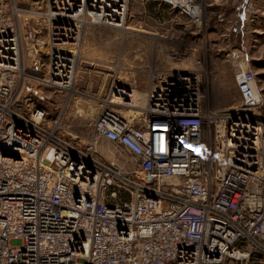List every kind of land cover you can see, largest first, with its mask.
Returning a JSON list of instances; mask_svg holds the SVG:
<instances>
[{"label":"built area","instance_id":"2783aa9c","mask_svg":"<svg viewBox=\"0 0 264 264\" xmlns=\"http://www.w3.org/2000/svg\"><path fill=\"white\" fill-rule=\"evenodd\" d=\"M52 1L47 26L28 33L15 2L0 0V264H264L263 100L249 61L233 111L203 108L197 69L159 72L139 117L121 114L130 99L114 89L121 101L105 100L81 145L63 133L67 104L52 121L21 105L28 79L66 92L77 79L64 46L76 39ZM179 8L203 22L198 0ZM25 46L48 53V76L28 74ZM103 139L124 164L102 156Z\"/></svg>","mask_w":264,"mask_h":264},{"label":"rangeland","instance_id":"374dc122","mask_svg":"<svg viewBox=\"0 0 264 264\" xmlns=\"http://www.w3.org/2000/svg\"><path fill=\"white\" fill-rule=\"evenodd\" d=\"M13 1L19 9L18 18L23 31L28 33L43 30L47 26L48 19L44 18L43 14L49 12L51 3L53 10L56 9L52 0ZM198 1L204 6L203 21L207 22L210 15L208 10L224 11L221 9L222 5L228 7L233 2ZM251 4L254 13L257 6ZM230 11H236V8L231 6L225 13ZM128 13V21L124 26H127V29L91 22L86 24L81 32L80 43L64 44L68 49H72L74 55L80 56L77 58L78 75L73 87L75 91H59L28 79L21 101L24 110L29 112L34 106L44 107L49 114L48 120L52 121L63 113L67 104L62 121L66 132L63 133L82 145L91 137L94 121L105 100H115L114 94L112 95L114 89L122 88L119 87L122 85L127 91H135L141 97L139 106L144 108L147 95L155 84L153 76L159 72L172 76L179 71L197 69L202 73L203 108L224 113L233 111L242 103L236 74L240 66L245 67V62L249 61V68L258 76L263 100V105L256 112L264 118V34H261L263 56L252 58L255 49L252 40L257 33L251 32L250 21L245 24L243 31L239 24L236 26L234 22L228 23L230 38L232 42L235 39L236 43L229 44L227 31L224 37L227 51L215 54L214 50L209 49V42L203 45L204 33H194V26L202 25L203 22L191 24L188 15L173 9L163 1L131 0ZM262 17L264 19V15ZM84 18L86 19L80 15L78 20L85 21ZM53 22L55 20H51V24ZM234 47L238 49L237 52L233 50ZM30 49L31 47L25 46L23 54L28 74L37 77L48 76V53H39L35 58ZM36 51L37 49L33 53ZM199 60L201 65L198 64ZM119 110L128 120L134 116L126 115L127 108ZM99 151L109 161L121 165L127 161L124 150L106 139L101 140ZM151 180L152 178L148 182Z\"/></svg>","mask_w":264,"mask_h":264},{"label":"bare ground","instance_id":"6f19581e","mask_svg":"<svg viewBox=\"0 0 264 264\" xmlns=\"http://www.w3.org/2000/svg\"><path fill=\"white\" fill-rule=\"evenodd\" d=\"M130 1L131 0H57L59 12H54L53 15H57L63 19L65 25L62 27L65 28L67 32H69L72 38L76 39L75 43L72 41L71 37H69V39L64 44L68 45L80 43L82 36L81 32L84 30L85 25L91 22L107 24L114 28L124 27L127 24L129 17L128 12ZM172 2L174 3V6L176 5V9L180 10L179 4L181 5L183 2H188V0H172ZM111 6L114 8L109 9ZM121 9L123 10L122 14L119 13ZM184 14L186 13L184 12ZM80 15L86 17V19L84 18L85 21L78 20ZM124 28L127 29L128 27L126 26ZM78 56L79 55H74L75 61L77 60ZM119 87L122 88H117L116 92H118L119 95H125L130 99V101L127 103L129 107L127 108L126 115L129 117L132 115L139 117L144 110L143 106L141 107L138 104L139 98L141 97L136 94L135 91H127V89H125L126 87L122 85H119ZM70 91L73 92L75 90L72 88ZM119 95H115V100H112V102L119 103L121 101V96ZM86 142L87 140L84 143L86 144Z\"/></svg>","mask_w":264,"mask_h":264},{"label":"crops","instance_id":"0c3cea01","mask_svg":"<svg viewBox=\"0 0 264 264\" xmlns=\"http://www.w3.org/2000/svg\"><path fill=\"white\" fill-rule=\"evenodd\" d=\"M232 1L233 2L231 3V6L235 7L236 11H230L229 13H225L226 10L231 7V6L227 7L226 5L225 6L222 5L223 8L221 9L222 10L224 9V11L211 10V9L208 10L207 12L210 11L208 22L203 21L202 25L199 26L192 25L195 28L194 33L203 32L204 33L202 39V41L204 42L203 45L205 46V43L208 44L209 42L208 45L209 49L214 50L215 54L216 53L221 54V52L226 50V47L224 45L225 44L224 37H226L227 35L226 33L229 32L228 35L229 44L236 43L235 39L232 42L230 38L231 30L230 27H228L229 25L227 24L232 22H234L233 24H236V26L237 24H239V26H241L243 31L244 27L246 26L245 24L250 21L251 32L257 33V35H255L252 40V46L255 49L251 57L252 58L262 57L263 54L261 53V49H262L261 34H264V22H263L264 19L262 17L264 15V8H263L264 0H232ZM249 3H254L257 6L256 11L254 13L246 10V7ZM201 47L202 46H200V48ZM228 50H230V48H228ZM233 50L237 52L238 49L234 47ZM30 52L32 53L31 50ZM256 63L258 62L256 61Z\"/></svg>","mask_w":264,"mask_h":264}]
</instances>
